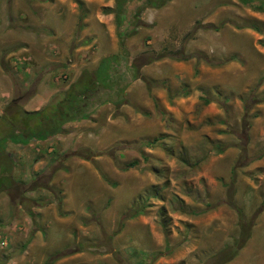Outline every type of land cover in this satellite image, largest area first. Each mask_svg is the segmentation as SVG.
<instances>
[{"label": "rangeland", "instance_id": "1", "mask_svg": "<svg viewBox=\"0 0 264 264\" xmlns=\"http://www.w3.org/2000/svg\"><path fill=\"white\" fill-rule=\"evenodd\" d=\"M142 3L126 5L128 20ZM107 5L0 0V139L108 53L96 26L139 73L122 102L97 103L62 134L0 142V264H264V11L239 0L146 6L120 51ZM217 143L229 145L214 154ZM231 204L249 237L221 263L238 236Z\"/></svg>", "mask_w": 264, "mask_h": 264}, {"label": "trees", "instance_id": "2", "mask_svg": "<svg viewBox=\"0 0 264 264\" xmlns=\"http://www.w3.org/2000/svg\"><path fill=\"white\" fill-rule=\"evenodd\" d=\"M132 0H114L112 8H106L105 13H113L116 24V36L120 39V45L123 44V38L134 34L136 27L142 25L137 21L139 12L146 6L160 8L171 0H143L142 5L137 7L130 20L127 19L126 5ZM247 7L258 11H264V0H239ZM123 24H125L123 26ZM211 26V25H210ZM238 27H248L256 32L260 28L252 20H243L242 25ZM212 28H217L212 26ZM264 43V41H261ZM139 78L136 68L126 61V57L118 52L111 56L103 57L99 60L94 69H82L77 80L70 86L69 91L63 98L47 107L35 111H20L22 120L20 128L17 131L11 130L0 142L10 141L14 144L27 145L30 140L45 141L55 135L64 133L63 125L69 121L88 119L90 114L101 102H112L117 105L124 100V91L133 80ZM106 94V96H105ZM103 96V97H102ZM102 97V98H101ZM264 100V97L263 99ZM207 103V101H205ZM50 107V108H48ZM12 118V121H20ZM12 121L10 123H12ZM29 121H32L29 123ZM1 144V143H0ZM229 143H217L212 147V153L220 154ZM242 153L241 158L237 160L235 166L231 168V183L235 181L237 171L242 162L246 161V154L243 145H240ZM264 156V151L256 158ZM5 154L0 151V158H5ZM135 161L129 162L124 168L134 166ZM236 213L238 224V236L232 243L225 247L221 263L228 262L235 258L238 251L245 245L248 237L250 224L249 219L243 215V211L231 204ZM140 209L135 210L138 213Z\"/></svg>", "mask_w": 264, "mask_h": 264}, {"label": "crops", "instance_id": "3", "mask_svg": "<svg viewBox=\"0 0 264 264\" xmlns=\"http://www.w3.org/2000/svg\"><path fill=\"white\" fill-rule=\"evenodd\" d=\"M112 8L113 6H109V5H107L106 6V8ZM107 14H111V13H107ZM113 14V13H112ZM99 22H102L101 20L99 21ZM97 28V30H96V33H91L92 35H94L95 37H93L94 39H102V38H106V39H108V35H110L111 36V39H110V46L108 47V53H105V54H103V55H100V57L98 58V61H94L95 62V67L97 66V64H98V62H99V60L101 59V58H103V57H106V56H111V55H113L114 53H113V48H114V42H113V31H112V29H109L108 27H106V28H104V27H102V26H96ZM124 39V38H123ZM103 40V39H102ZM117 42H118V45L120 46V39L118 38L117 39ZM93 62V61H92ZM94 67V68H95ZM88 68V67H87ZM93 68V69H94ZM88 69H90V68H88ZM37 142H39V141H37ZM20 145V144H19Z\"/></svg>", "mask_w": 264, "mask_h": 264}, {"label": "built area", "instance_id": "4", "mask_svg": "<svg viewBox=\"0 0 264 264\" xmlns=\"http://www.w3.org/2000/svg\"><path fill=\"white\" fill-rule=\"evenodd\" d=\"M0 244H1V245H6V238H3V239L0 241Z\"/></svg>", "mask_w": 264, "mask_h": 264}, {"label": "water", "instance_id": "5", "mask_svg": "<svg viewBox=\"0 0 264 264\" xmlns=\"http://www.w3.org/2000/svg\"><path fill=\"white\" fill-rule=\"evenodd\" d=\"M119 49H120V51H121V48H120V46H119Z\"/></svg>", "mask_w": 264, "mask_h": 264}]
</instances>
